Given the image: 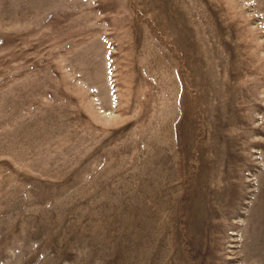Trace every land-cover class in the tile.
Here are the masks:
<instances>
[{
    "label": "rangeland",
    "instance_id": "1",
    "mask_svg": "<svg viewBox=\"0 0 264 264\" xmlns=\"http://www.w3.org/2000/svg\"><path fill=\"white\" fill-rule=\"evenodd\" d=\"M0 264H264V0H0Z\"/></svg>",
    "mask_w": 264,
    "mask_h": 264
}]
</instances>
